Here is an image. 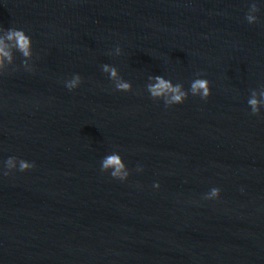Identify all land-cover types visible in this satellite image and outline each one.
Masks as SVG:
<instances>
[{
	"label": "water",
	"instance_id": "water-1",
	"mask_svg": "<svg viewBox=\"0 0 264 264\" xmlns=\"http://www.w3.org/2000/svg\"><path fill=\"white\" fill-rule=\"evenodd\" d=\"M257 2L0 0V27L34 52L33 72L14 52L0 76V163L35 165L0 174V264H264V112L247 105L264 89V5L244 18ZM197 74L207 101L165 108L142 91ZM112 152L126 182L100 171Z\"/></svg>",
	"mask_w": 264,
	"mask_h": 264
},
{
	"label": "clouds",
	"instance_id": "clouds-1",
	"mask_svg": "<svg viewBox=\"0 0 264 264\" xmlns=\"http://www.w3.org/2000/svg\"><path fill=\"white\" fill-rule=\"evenodd\" d=\"M261 5H264V0H258L257 3H252L248 7L245 14V20L249 25L259 23V13ZM3 35H0V76H4L9 70H16L14 65V52L19 53L23 58L20 67L25 72H33V42L32 38L23 29L10 28L3 29L0 27ZM117 53L120 52V47H116ZM102 70L107 74L108 79L112 82L113 88L121 93H129L133 91L131 82L125 81L117 72L114 66L108 64L102 65ZM65 87L68 91L78 89L82 84V77L78 74L74 75L70 81H65ZM149 98L155 102H161L165 108H172L174 106L183 105L191 95L198 97L202 101H207L211 96V86L207 78L197 74L190 82L187 89L182 83H173L171 80L162 77H149L143 90ZM247 105L250 109V114L253 116H260L264 112V89L252 91L250 98L247 99ZM35 167L34 163L24 159H18L15 156L8 157L5 161L0 163V174L5 176L14 171L28 172ZM100 171L110 175L113 180L126 182L130 176L128 166L123 162V157L119 152H112L105 155L100 160ZM135 171L137 173L143 172L141 166H137ZM159 183H154L153 188L159 189ZM220 189L218 187L211 188L210 192L203 197L205 200L214 201L220 197Z\"/></svg>",
	"mask_w": 264,
	"mask_h": 264
}]
</instances>
